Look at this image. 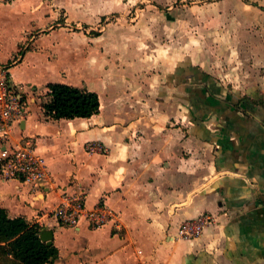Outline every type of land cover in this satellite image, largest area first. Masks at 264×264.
I'll return each mask as SVG.
<instances>
[{
	"label": "crops",
	"instance_id": "crops-1",
	"mask_svg": "<svg viewBox=\"0 0 264 264\" xmlns=\"http://www.w3.org/2000/svg\"><path fill=\"white\" fill-rule=\"evenodd\" d=\"M39 2L44 0L0 3V64L15 56V65L29 63L31 50L44 56L54 51L53 45L39 46L53 31L40 34L50 18L43 20L34 5ZM251 4L264 10V0ZM251 50L255 63L263 64L264 43L251 42ZM15 65L11 79L27 93L28 108L7 141L33 137L50 180L33 191L0 178V207L52 230L59 253L46 264H264V80L240 89L234 83L231 90L211 81L201 89L203 72L187 73L178 64L172 73L159 66L140 72L138 61L122 69L100 65L102 79L95 83H70L56 70L53 78L60 80L46 86L66 82L96 91L100 111L54 119L40 105L41 115L33 118L30 103L41 86L25 73L15 80ZM242 96L258 101L260 111ZM88 143L102 149L89 151ZM64 191H83L89 208L106 203L118 213V224H58L52 209ZM205 212L215 222L201 236L176 238L183 220Z\"/></svg>",
	"mask_w": 264,
	"mask_h": 264
},
{
	"label": "rangeland",
	"instance_id": "rangeland-1",
	"mask_svg": "<svg viewBox=\"0 0 264 264\" xmlns=\"http://www.w3.org/2000/svg\"><path fill=\"white\" fill-rule=\"evenodd\" d=\"M251 3L258 0H44L34 4L42 10L43 20L50 18L40 34L53 31L39 46L48 50L53 45L54 51L44 56L31 50L29 63L15 65L17 56L6 63L15 65V80L24 75L19 72L25 73L41 86L33 91L35 102L29 111L33 118L41 115L45 83L60 80L53 78L56 70L70 83L84 79L95 83L102 79L100 65L122 69L138 61L140 72L159 66L172 73L177 64L187 73L203 72L207 77L198 88L211 87V81L230 90L234 83L238 89L244 83L261 84L264 63H255L251 42L264 43V10ZM241 100L260 111L247 96ZM194 111L190 109L192 115ZM0 264L8 263L0 257Z\"/></svg>",
	"mask_w": 264,
	"mask_h": 264
},
{
	"label": "built area",
	"instance_id": "built-area-1",
	"mask_svg": "<svg viewBox=\"0 0 264 264\" xmlns=\"http://www.w3.org/2000/svg\"><path fill=\"white\" fill-rule=\"evenodd\" d=\"M13 1L0 0V3ZM9 67L0 64V178L16 179L29 185L33 191H40L50 180V173L44 159L36 152L34 138L22 137L15 144H8L7 141L11 125L15 121L21 123L28 108V95L11 79ZM87 149L95 151L102 149V146L88 143ZM52 215L58 224L72 227L79 226L82 221L93 229L108 223L118 224V213L112 207L100 202L89 208L83 191H64L61 201L52 209ZM214 222L215 218L210 212L185 219L178 225L176 238H197Z\"/></svg>",
	"mask_w": 264,
	"mask_h": 264
},
{
	"label": "trees",
	"instance_id": "trees-1",
	"mask_svg": "<svg viewBox=\"0 0 264 264\" xmlns=\"http://www.w3.org/2000/svg\"><path fill=\"white\" fill-rule=\"evenodd\" d=\"M47 88L40 105L51 118L91 117L100 111V97L96 91L66 82H49ZM251 103L259 104L254 99ZM260 105L264 107V101ZM42 228L24 217L12 218L0 207V257L8 264L51 262L58 256V248L41 239Z\"/></svg>",
	"mask_w": 264,
	"mask_h": 264
},
{
	"label": "water",
	"instance_id": "water-1",
	"mask_svg": "<svg viewBox=\"0 0 264 264\" xmlns=\"http://www.w3.org/2000/svg\"><path fill=\"white\" fill-rule=\"evenodd\" d=\"M40 237L43 241L51 244L53 238L52 230L48 228H43L40 232Z\"/></svg>",
	"mask_w": 264,
	"mask_h": 264
}]
</instances>
